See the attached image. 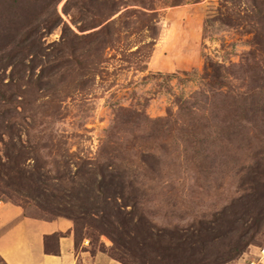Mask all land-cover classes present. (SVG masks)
Here are the masks:
<instances>
[{
    "label": "rangeland",
    "instance_id": "rangeland-1",
    "mask_svg": "<svg viewBox=\"0 0 264 264\" xmlns=\"http://www.w3.org/2000/svg\"><path fill=\"white\" fill-rule=\"evenodd\" d=\"M0 201L125 264H249L264 0H0Z\"/></svg>",
    "mask_w": 264,
    "mask_h": 264
},
{
    "label": "crops",
    "instance_id": "crops-1",
    "mask_svg": "<svg viewBox=\"0 0 264 264\" xmlns=\"http://www.w3.org/2000/svg\"><path fill=\"white\" fill-rule=\"evenodd\" d=\"M255 255L249 264H264V248ZM0 257L6 264H123L77 244L70 219L28 216L9 201H0Z\"/></svg>",
    "mask_w": 264,
    "mask_h": 264
},
{
    "label": "trees",
    "instance_id": "trees-1",
    "mask_svg": "<svg viewBox=\"0 0 264 264\" xmlns=\"http://www.w3.org/2000/svg\"><path fill=\"white\" fill-rule=\"evenodd\" d=\"M54 16L56 17V19H59L56 9H54ZM187 239L185 240H180L179 238L175 240L171 239V242H170L171 245L169 247L175 252V255H180L183 252L187 251L188 249H191L190 248L191 246L187 245ZM213 247H214V244H212L211 248ZM227 248L228 249L225 252L226 255H224V258H234L233 256L239 255L241 253L240 249H237V248L235 249L232 245H227ZM116 260L120 261L119 259H116ZM122 263L125 264L124 262ZM0 264H6L1 257H0Z\"/></svg>",
    "mask_w": 264,
    "mask_h": 264
}]
</instances>
